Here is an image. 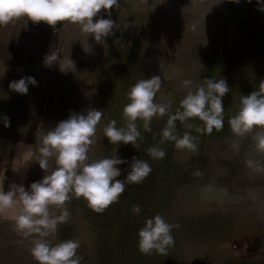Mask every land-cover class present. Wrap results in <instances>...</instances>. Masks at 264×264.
<instances>
[{
	"label": "rangeland",
	"instance_id": "374dc122",
	"mask_svg": "<svg viewBox=\"0 0 264 264\" xmlns=\"http://www.w3.org/2000/svg\"><path fill=\"white\" fill-rule=\"evenodd\" d=\"M118 4L108 10L117 25L112 35L101 44L89 34L87 52L78 29L67 22L55 28L54 50L61 60L50 66L46 92L38 96V119L33 116L28 133L23 132L31 143L24 145L34 146L40 130L88 108L103 110L101 124L116 119L121 125L128 88L153 75L162 81L157 99L172 101L173 108L184 95L182 79L225 78L229 93L222 98L224 127L201 134L196 153L166 142L161 145L165 157L153 161L145 149L159 142L166 117L153 118L152 130L141 129L135 148L120 144L116 150L129 161L133 156L148 160L151 173L139 184L127 185L102 213L83 199L71 200L72 217L59 226L57 239L80 241L81 264H264V174H250L244 167L246 156L255 155L249 137L240 139V151L230 148L235 137L227 123L240 95H248L264 79V12L256 0H118ZM97 15L108 18L103 9ZM177 126L181 133L185 130L179 122ZM116 147L98 127L90 154L111 155ZM25 151L24 146L21 181L27 189L45 173L35 162L25 161ZM118 167L117 179H123L127 164ZM196 170L202 175L194 176ZM134 204L140 206L138 214L131 210ZM157 213L179 228L172 230L173 247L165 254L149 255L138 250L137 231L145 218ZM0 264H35L27 242L7 218H0Z\"/></svg>",
	"mask_w": 264,
	"mask_h": 264
},
{
	"label": "clouds",
	"instance_id": "9594fccd",
	"mask_svg": "<svg viewBox=\"0 0 264 264\" xmlns=\"http://www.w3.org/2000/svg\"><path fill=\"white\" fill-rule=\"evenodd\" d=\"M256 3L258 10L264 12L261 0ZM114 7H119L118 0H0V26L18 20L34 24L44 22L49 26L67 22L85 37L82 46L87 52L90 50L86 44L89 34L94 41L103 44L104 38L112 35V30L117 27L108 12ZM101 9L108 18L97 15ZM60 60L56 50L43 57L45 65H59ZM36 84L34 77L25 76L11 81L8 87L23 95L29 85ZM161 86L159 75L133 83L125 94L127 103L121 110V125L116 119L101 124L103 110L88 108L83 113L71 112L53 128L40 130L37 143L26 148L25 161L38 164L45 175L31 182L27 189L23 183L12 182L5 190V176H0V218L12 221L18 236L27 242L35 264H81L80 241L57 239L59 226L72 217L68 203L83 199L94 212L102 213L119 199L127 185L142 182L152 171L148 160L133 156L129 161L117 155L116 150L120 144H131L135 148L137 141L142 139L141 129L144 132L152 130L153 118L166 117L158 133L159 142L145 149L153 161L165 157L161 145L166 142H171L178 150L196 153L201 134L222 130L225 121L222 98L229 93L225 78L182 79L180 87L184 89V95L175 108L172 101L157 99ZM178 122L185 129L182 133ZM0 123L4 127L9 125L7 115L0 114ZM227 123L235 137L230 148L240 151V139L249 137L255 155L246 156L244 167L250 174H264V79L248 95H240L239 106L228 116ZM98 127L109 143L117 147L111 155L93 158L90 152L96 142ZM122 164H127V174L123 179H117L121 176L118 166ZM193 175L199 177L202 172L196 170ZM131 210L138 214L140 206L134 204ZM175 228H179L178 223L170 222L159 213L145 218L137 231L138 250L149 255L153 252L165 254L174 246L172 230Z\"/></svg>",
	"mask_w": 264,
	"mask_h": 264
},
{
	"label": "crops",
	"instance_id": "0c3cea01",
	"mask_svg": "<svg viewBox=\"0 0 264 264\" xmlns=\"http://www.w3.org/2000/svg\"><path fill=\"white\" fill-rule=\"evenodd\" d=\"M60 23L49 26L44 22L18 20L0 26V114L9 118L7 127L0 123V176H5V190L12 182H23L21 167L25 162L21 158L24 146H29L24 142L31 143L24 140L23 132L28 133L33 116L38 119V96L46 92L51 66L43 63V57L54 50L58 40L55 28ZM25 76L34 77L36 86L29 85L23 95L9 89L11 81Z\"/></svg>",
	"mask_w": 264,
	"mask_h": 264
}]
</instances>
